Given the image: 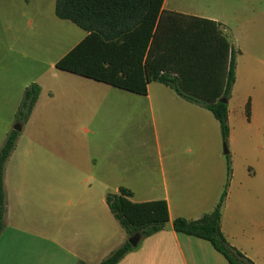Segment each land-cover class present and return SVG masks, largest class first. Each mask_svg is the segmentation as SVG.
<instances>
[{"label":"crops","instance_id":"0c3cea01","mask_svg":"<svg viewBox=\"0 0 264 264\" xmlns=\"http://www.w3.org/2000/svg\"><path fill=\"white\" fill-rule=\"evenodd\" d=\"M55 1L0 0V148L18 133L3 168L0 264L100 263L129 237L106 201L120 187L133 201L164 199L169 221L116 264H229L209 241L172 226L219 200L218 120L158 81L142 95L57 69L87 32L58 17ZM162 9L217 21L234 46L220 228L264 264V0H163ZM31 83L38 99L17 121Z\"/></svg>","mask_w":264,"mask_h":264},{"label":"trees","instance_id":"16d2710c","mask_svg":"<svg viewBox=\"0 0 264 264\" xmlns=\"http://www.w3.org/2000/svg\"><path fill=\"white\" fill-rule=\"evenodd\" d=\"M162 5L163 0H56V15L87 33L55 67L142 95L148 82L158 81L211 111L219 122L226 150L223 190L212 211L195 220L176 217L172 226L177 233L209 241L229 264H256L232 246L220 228L231 176L227 100L235 80L234 46L217 21L165 11ZM39 93L37 83L25 88L17 121L27 120ZM17 134L12 130L0 148V230L5 212L3 168ZM131 195L120 187L106 196L110 211L127 235L139 233L145 238L163 229L169 221L166 201H133ZM132 249L126 240L98 264H116Z\"/></svg>","mask_w":264,"mask_h":264},{"label":"water","instance_id":"95a60500","mask_svg":"<svg viewBox=\"0 0 264 264\" xmlns=\"http://www.w3.org/2000/svg\"><path fill=\"white\" fill-rule=\"evenodd\" d=\"M222 101H225L224 98L221 99ZM14 128L16 130H19L20 127L19 126H14ZM141 235L139 233H135L132 236L128 237L127 241L132 245V246H136L138 241L140 240Z\"/></svg>","mask_w":264,"mask_h":264},{"label":"rangeland","instance_id":"374dc122","mask_svg":"<svg viewBox=\"0 0 264 264\" xmlns=\"http://www.w3.org/2000/svg\"><path fill=\"white\" fill-rule=\"evenodd\" d=\"M123 90V89H122ZM14 126V125H13Z\"/></svg>","mask_w":264,"mask_h":264}]
</instances>
